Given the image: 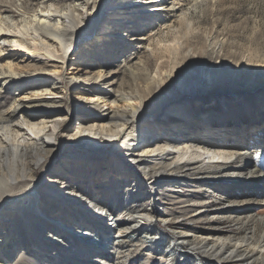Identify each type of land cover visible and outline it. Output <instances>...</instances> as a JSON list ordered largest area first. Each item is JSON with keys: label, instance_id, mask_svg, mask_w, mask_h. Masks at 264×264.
<instances>
[{"label": "bare ground", "instance_id": "obj_1", "mask_svg": "<svg viewBox=\"0 0 264 264\" xmlns=\"http://www.w3.org/2000/svg\"><path fill=\"white\" fill-rule=\"evenodd\" d=\"M168 1L16 0L17 5L12 7L13 0H0V231L4 226V216L10 219L16 215L22 220V229L30 230L27 217L31 208L22 206L24 201L35 196L34 193L42 196L41 205L51 202L56 211L76 215L87 225L92 220L93 228L106 234L114 232L117 236L114 238H120L124 232L137 236L149 231L146 232L149 235L155 232L159 219L155 220L152 212L132 215L126 223H122L113 216L115 197L123 196L128 210L133 212L137 203L143 205L152 201L154 204L157 184L169 180L180 184L192 178L216 179L229 185L240 179L245 186L259 180L263 184L260 174L262 158L254 156L253 152L263 153L264 148L254 147L250 151L237 149L232 143L239 136L234 134L235 131H216L198 125L193 132L179 136L182 127L186 126L185 120L184 124L175 126L166 123L158 125L166 112L181 111L187 105L194 107L200 120L216 112L219 101L231 96H259L258 104L262 102L264 111V66H250L248 61L237 68L222 62L216 65L208 63L207 52L214 54L218 45L215 38H206L199 48L195 46L194 49L192 39L196 35L192 33L179 37L173 34L169 41L159 38L156 45L148 42L147 52L159 66L144 83L127 82L115 88V83L109 81L117 76L116 73H104L87 80L77 75L69 78L66 73L68 67H79L84 62V56L78 52L81 48H93L105 41L123 42L121 38L125 33L145 24L150 25L165 13V9L174 12L175 3L163 7ZM185 18L187 16L181 18L184 23ZM213 45L214 49L208 50ZM85 54H88V59L100 58L98 62L105 65L106 53L101 50L98 56L93 52ZM191 54L197 55V58ZM17 56L24 58V62L42 63L44 67L34 65L23 69L13 61L4 63ZM137 74L140 80L142 73ZM179 91L183 92L182 96L178 95ZM5 95L6 100L1 102ZM69 97H72L73 106L65 109V101ZM76 111H79L77 119L81 123L74 130L72 125ZM149 113L151 119H158L154 124L159 126L157 129L148 119ZM184 117L189 122L196 120L187 114ZM51 128L55 131L53 135L49 134ZM160 131L170 134L162 138L158 135ZM213 131L218 132L214 137L219 138V142L209 141ZM242 136L243 139L248 137L245 132ZM172 140L178 141V144H171L174 143ZM58 146L76 151L73 156L64 159L65 163L69 166L82 165L81 170L74 173L87 182L76 192L68 189L67 185L59 186L60 181L70 177V168L62 163L61 168L55 169L49 164V158L56 154ZM138 151L141 153L138 154ZM106 157L110 160L109 164ZM219 169L228 170L219 175ZM90 182L98 184L97 187L92 185L90 188ZM146 185H151V191L146 192ZM98 190L110 197L103 206L97 203L98 206L94 207L87 199ZM247 198L248 195L242 199V203H246L245 209H242L245 217L235 221L241 228L245 227L249 216L253 218L252 205L248 203L250 197ZM36 220L38 222L33 224L36 232L30 236L18 238L15 227L11 232H0V264H10V260L24 248L30 250L42 264H63L68 259L65 254L70 253L65 246L61 245L58 249L55 236L40 239V231L48 228L64 234L66 230H60L62 225L57 226L59 223L55 221L56 225L54 220L52 223L42 218ZM252 221L256 222L255 218ZM182 231L174 232V241L201 252L199 254L204 260L216 259L217 262L222 260V264H230V257L240 255L243 257L241 260L248 262L246 264H264V234L257 237L253 230L242 237L219 240L205 236L195 243L189 239L195 235ZM33 237L36 239L31 242ZM49 247L63 255H52ZM92 249L87 243L81 252L91 251L93 257L89 259H97L100 252ZM74 251L80 252L77 249ZM188 253L193 254L191 251H179L181 255ZM252 257L256 259L252 261ZM21 263L33 264L34 259H22Z\"/></svg>", "mask_w": 264, "mask_h": 264}, {"label": "rangeland", "instance_id": "obj_2", "mask_svg": "<svg viewBox=\"0 0 264 264\" xmlns=\"http://www.w3.org/2000/svg\"><path fill=\"white\" fill-rule=\"evenodd\" d=\"M13 1L15 3L12 4V7L17 5L16 0ZM168 2L169 3L164 4L163 7L175 3L176 10L174 12L173 10L168 11V8L165 9V13L153 20L150 25L145 24V26L141 28H134L130 32L125 33L124 38H121L123 42L116 43L113 41L114 43H108L105 41L94 45L93 48L88 46L86 49L81 48L80 51L75 49L80 52L79 55L84 56L82 58L84 62L79 67L70 66L68 67V71L66 69L69 78L77 75L78 77L80 76L81 79L87 80L93 79L104 73H116L117 76L109 81V83H115V88L126 85L127 82L132 84L144 83L147 81L148 77L150 78L151 74H154V71H156L159 66L156 59L151 57L147 52V43L151 41L156 45L159 38H163L162 40L164 41H169L173 38V34L179 37V35L183 34L189 36L188 33L196 35L192 39V49H194L195 46L199 48L201 43H204L208 37H210L211 40L214 38L216 39L218 45L216 46L215 53L210 54L211 51L207 52L208 57H206V59L208 58V63L212 65H216L217 62H222L237 68L248 61L251 63L250 66H259L261 68L264 66V0H169ZM183 15L187 16L184 20L188 26L183 25L184 22L181 18L186 17ZM211 49H214V45L212 47L209 46L208 50ZM100 50L106 53L105 65L98 62L100 58L93 57V59H88V54H85L86 52L91 54L93 52V54H96L95 56H98L100 55L98 54ZM195 51H197V49H195ZM191 53L194 54V52ZM4 54L5 53H2V55ZM196 54H198V52ZM192 56L197 58V55ZM19 57L20 56H17L10 60H6L4 63L13 61L19 63L23 69L34 65H38L37 67H44L42 63L36 64L32 61L24 62V58L22 59ZM49 66H51V64L48 65V67ZM162 70L166 71L167 69ZM139 72L142 73V78L140 80L137 74ZM178 95L182 96L183 92L179 91ZM245 95L246 94H244V96ZM6 97L7 95L1 99V102L5 101ZM71 101L72 97H69V99L65 101V109L72 108L73 104ZM258 101L259 96L258 98L231 96L230 98L219 101V106L216 110L217 113L211 112L206 117L204 116L201 118L202 120H199V115L193 109L194 107L187 105V107L181 111L176 109L166 112L165 117L162 118V121H159L160 123H158V125L162 126L166 123L170 124V126H175L184 124L183 122L185 120L186 126L182 127L183 125H180L182 129H179L181 131L180 134H178L179 136H184L185 133L193 132L196 129L194 127L198 125L200 127L207 126L209 129L212 128L216 131H219L217 129L221 131L228 129L235 131L234 134H239L238 138L234 140L235 142L230 141L235 143L237 149L245 151H250L251 148L254 147H262L263 149L264 111L262 110V102L258 104ZM78 112L79 111H76L74 114L75 123L72 125V129L74 130L81 123L77 119L79 115ZM184 114L190 115L192 119L196 120H194V122L190 120L189 122L185 119ZM147 116L149 117L148 119L152 121L155 129H157L159 126L154 124L158 122V119H151V113L147 114ZM175 119H178L179 122H174ZM200 121L202 124H200ZM243 132L247 134V138L243 139ZM54 133V129L51 128L49 134L53 135ZM215 133L217 134L218 132L213 131L211 133L212 137L209 138L210 142L215 140H217V142L220 141H218L219 138L214 137ZM168 134L170 133L160 131L158 135L163 138L169 136ZM172 141L174 143L169 142L173 145L176 143L178 144V141ZM55 143L57 144L58 142ZM164 143L165 142H162L161 144ZM139 148L140 147L137 149ZM141 151L137 153L139 154ZM75 153V150L64 149L58 146L56 154L49 158V164L54 165L55 169L58 167L61 168L63 164L70 168V177L60 181L59 183L61 184H59V186L62 187L67 185L66 187L73 192H76L78 188L83 187L87 182L86 180H81V176L79 177V175L74 173L76 170H81L82 165L69 166V163L64 162L66 157L69 158V156L71 157ZM253 155L262 158V171L260 174L264 179V152H253ZM106 159L109 164V158L106 157ZM225 170L228 169H219L217 174L222 175L225 173ZM259 181L255 184L253 183L252 185L245 186L240 179L233 181L232 184L229 185L225 183L221 184L216 179L199 180L192 178L186 183L180 184L169 180V182L157 184L155 189L156 201L154 204L152 201L143 203V205L137 203L135 204L136 207H134L133 212L128 210V203L123 196L119 198L115 197L113 216L115 218L117 217L116 219L122 223H126L130 216L135 214L143 215L152 212L155 214V220L159 219L158 227L154 229L155 232L149 233V235L146 233L149 231L141 232L137 236L131 232H124V237L114 238V236L117 237L113 234L114 232L106 234L105 231L94 227L95 230L92 220L89 223L90 225H87L85 221L82 222L79 220L76 215L63 214L58 210L59 213L51 202H48V205H41L40 197L42 196L38 193H34L33 195L35 196L32 199L24 201V205L22 206H29L31 208L30 216L28 215L27 217L30 230L22 229V220L19 215H16V217L10 219L7 218L8 216H4V226L0 232L8 233L15 227V233L18 235V238H22L36 232L34 228L35 225H33L35 222H38L36 219L42 218V220H48L50 223L54 220L53 223L56 225L59 223L57 225L59 227L62 225L60 230L65 229L66 232L63 231V234L60 233L61 231L54 232L48 228L45 231H40V234L42 233L40 239L44 240L45 238H49V236H55V238L58 239V244H56L58 249L61 245L63 247L65 246L64 248L70 254L64 253L65 256H68V259L64 260L65 262H63V264H74L75 262V264H222L220 263L222 260H219V262H217L216 259H211L210 261L208 259L204 260L202 254H199L201 252L191 250L188 245L181 244L183 246H180V244L174 241V232L183 230L182 232L184 233L195 235L189 238L195 243L201 241L202 238L200 237L208 236L213 240L230 238L233 236L242 237L246 233H251L253 230L257 237H261V235L264 234V180L261 181L263 184L259 183ZM92 185L97 187L98 184L90 182L88 186L91 188ZM146 187V192L151 191V185H146ZM116 194L117 191L113 195L115 196ZM247 195L248 198L250 197L248 203L252 205L253 218L249 216L244 225L245 227L241 228L239 225H236L237 223L235 221L245 217V215H243L244 210L242 209H245L246 203L243 204L242 199ZM92 196L88 197L87 200L91 205H95L94 207L98 206L97 203L103 206L110 197L108 193L102 190H98L95 194H92ZM230 203H235L236 205H230ZM254 218L256 222L252 221ZM35 239L36 238L33 237L31 242ZM213 240L211 242H214ZM88 241H90V244ZM87 243L93 248V251L100 252V256L97 259H89L93 257L91 251H86L87 253L85 254L81 252ZM74 249L80 250V252L74 251ZM181 250L182 252L191 251L193 254L188 253L187 255H181L179 254ZM48 251L52 255L56 253L63 255L61 252H55V248L52 249L49 247ZM60 255L59 257H61ZM242 258V256L236 255L230 257L228 261L230 264L248 263L247 261L245 263L241 260ZM22 259L26 261L34 259L33 264H42L37 261L30 250L26 251L25 248L20 254H16L10 260V264H20ZM254 259H256V257H252V261ZM248 261L250 262V260ZM256 264L262 263L258 262Z\"/></svg>", "mask_w": 264, "mask_h": 264}]
</instances>
